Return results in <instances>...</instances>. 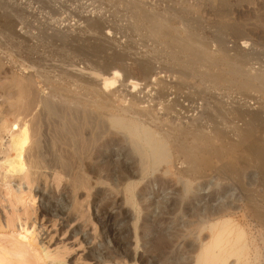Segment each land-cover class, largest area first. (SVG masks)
<instances>
[{"label":"rangeland","instance_id":"374dc122","mask_svg":"<svg viewBox=\"0 0 264 264\" xmlns=\"http://www.w3.org/2000/svg\"><path fill=\"white\" fill-rule=\"evenodd\" d=\"M0 7V62L2 65L0 124L7 121L13 122V113L10 112L9 104L16 102L17 98V89L7 87V85L10 86L6 81L8 75L33 74L38 94L43 98L47 95L46 93L53 90L54 85H57L55 82L60 80H63L60 81L63 85L61 89L65 88L66 91L70 89L73 96L82 97L78 87L93 78L92 72L104 74L106 69L109 70V67L116 65L122 74V80L127 75L124 82L121 80L122 83H119L122 86L117 85L118 90H121L118 95L123 97L127 93L128 87L125 86L129 85V80L141 83L142 90H139L143 92L141 98L149 93L148 90L152 84V87H157L154 86L156 82L150 79L157 78L158 81H163L162 83L170 86L176 84L178 93H173L168 99L172 103L177 99L180 105L178 109L176 108L177 115L173 113L172 116L177 123H179L177 120L181 119L184 126H189L198 120L199 123L201 122L198 125H201V129L204 130L202 131L206 134L205 138L207 137L203 139L205 141L203 144L204 141L200 140V129L194 132L195 134H191L193 137L184 135V137L178 136L177 139H184L183 141L189 146L195 143L200 147L208 143L209 146L214 144L217 148L223 146L221 150L216 151L213 145L217 154L214 155V150L211 151L209 155L211 157H208L212 158V161L209 166L201 169L197 177L185 174L189 167L188 162L184 156L179 157L175 153L168 174L156 172L142 182L139 187L142 191L137 199L141 209L139 222L141 241L138 255L144 254L145 263L143 264H192V257L196 251L193 246L197 245L193 244L196 242L197 225L203 223L205 210L220 209L236 214V221L238 220V223L241 221L239 224L248 231L252 239L261 245L260 251L264 256V159L257 154L260 152L259 149L264 151L262 150L264 149V83H260V81L264 82V0H0ZM2 7L9 8L3 10ZM153 19L161 21L164 31L171 32L172 45L167 43L168 38L166 40L153 33L150 23ZM97 24L104 28L100 27L101 30H99ZM177 41L188 47L190 45V49L201 50L206 59L201 61L202 66L205 64L204 68L197 65L201 64L200 61L195 63L200 69L191 62L193 65L188 68V71L193 73H187L185 70L187 67L182 68L186 71L182 73L183 70L178 67L183 65L179 64H183L184 60L190 63L193 58L185 59L191 55L187 52L182 53L183 51L177 46L180 43L177 44ZM171 47H175L174 53ZM175 53L176 56L181 57V53L187 56L182 57L184 60L179 62L182 58L175 57ZM169 55L173 56L174 60ZM176 59L179 61L177 62ZM214 60L230 62L232 69L237 71L239 69L241 74L239 77H234L235 79L230 77V81L228 79L214 80L213 74L219 73L222 67L225 69L220 65L213 67L211 64L215 62ZM22 64L29 69H25V65L24 68ZM209 64L216 72L207 67ZM32 65L35 70L39 69L40 72L46 73L47 78L45 79V76V80L36 78L37 72ZM148 66L151 68L150 73ZM191 68L197 69L195 73L194 70L191 71ZM25 70H29V73ZM207 70H209L208 73ZM210 71L213 74L210 73L212 76L209 78ZM198 72H206L203 74H206L205 78ZM184 74L185 76L189 74L187 77H190L187 79ZM47 80L50 81L49 84ZM42 81H45L47 86L53 84V87L50 86L49 89V86L47 87ZM71 82L79 86H71ZM147 83L151 85L149 89L146 88ZM179 87L184 89L180 90ZM8 95L11 98H4ZM148 104L151 105V103ZM40 109L38 108L34 114L41 112ZM156 110L160 116L165 115L160 110V106H156ZM256 113L260 117L254 123L251 120ZM43 118L42 153L48 161L56 158L62 162L65 159L66 162L63 160L60 164L66 168L65 171L68 170L65 174L69 173V176L65 175L66 178L62 179L59 186L57 182L55 183L52 172L42 169L32 186L31 193L36 197V201L26 208L16 203L14 197L15 191L20 188L18 179H10L12 187L10 190L0 186V264H125L126 256L122 254V251L135 254L134 217L126 221L122 217L118 218L113 225L114 228L118 231L128 228L129 232L113 237L114 239L107 235L101 218L104 210L112 214L120 212L124 215L126 212L131 214L133 212L125 200L121 180L123 173H139V166L135 162L136 156L131 151L129 143L115 131L107 130L106 133L101 134V129L95 128L91 131L90 127L83 131L81 135L83 137L80 139V135L76 138L68 135L67 143H62L65 140L59 142L57 139L53 121L48 117L43 116ZM249 126H252L251 130L255 133L253 131L245 138L242 133ZM98 130L100 133H97ZM2 131L0 129V139L6 137ZM219 131L223 132L222 138L217 136ZM95 132L99 136L101 134L100 140L99 136H97L98 139L95 138ZM251 134L255 135L251 137ZM112 138L113 140H110ZM196 139L200 142L195 141ZM47 141L49 144L46 143ZM56 141L60 146H54ZM67 144L70 146L68 147ZM75 144L80 147V150ZM67 148L70 152L66 150ZM81 148H85L86 151L83 153ZM198 150L201 149L195 150L194 155L199 158ZM65 154L71 160H68ZM77 154L81 156L80 159ZM218 156L222 158L218 159ZM72 161L76 163L73 164ZM70 167L74 170L73 172L70 171ZM101 171H104L105 175ZM103 181L106 184H103ZM72 182L77 187H74ZM98 182H102L103 187L98 186ZM22 185L27 191L26 183L22 182ZM187 186L190 187V192L185 193ZM189 204H191L190 212H185L184 208ZM29 227H33L30 228L31 231H28L30 234L23 230ZM160 234L165 236L167 245L159 246ZM118 240L124 244L119 252L114 248ZM153 240H156V244ZM177 254H179L178 258ZM127 262H130V259H127Z\"/></svg>","mask_w":264,"mask_h":264},{"label":"bare ground","instance_id":"6f19581e","mask_svg":"<svg viewBox=\"0 0 264 264\" xmlns=\"http://www.w3.org/2000/svg\"><path fill=\"white\" fill-rule=\"evenodd\" d=\"M5 6L6 5H4V7ZM6 8H9V7H6ZM5 9L3 8V10H5ZM9 10H11V9H9ZM13 11H15V10H13ZM15 13H16V11H15ZM2 15H1V17H2ZM146 17H144V18H146ZM147 19H148V17H147ZM150 23H151V29H152L154 34L161 36L163 38H166V40L168 38L169 42H167V41L166 42L169 44L172 43V42H170V41H172L170 39V37L173 38L170 35L171 32L169 30H168L169 32H167L166 30L164 31V29H162L161 26H163V24L161 25V21H159L157 19H153L150 21ZM5 24H7V23H5ZM97 25H95V26H97ZM89 27H90V25H89ZM100 27L104 28V26H100ZM100 27L98 25L97 28H100ZM99 30H101V28ZM160 38H158V39H160ZM173 42H176V40L175 41L173 40ZM178 43H180V44H178ZM173 44L176 45V43H173ZM177 44H178L177 46H179L178 48L183 51L182 53L187 52V54L189 53L191 55V56L186 55L187 56L186 57V56H183L181 53V57H180V55L179 56L177 55L178 57H180V59L182 57H186L185 59H187L189 57L193 58L192 59L193 61H190V63L188 60H186L188 62V64H186L187 62H185V60L183 58L180 61L178 59H176V61L178 60L179 62L184 60L183 64H179V65H183V66L182 67L180 66L178 68L182 69L183 67L184 68L187 67V69H185V70H187V73L188 72L193 73V72L188 71V68H190V66L192 67V65H193V64H191V62L194 63V66L197 67V69L199 68V66L200 67L202 66L201 61H205L206 59H204L203 56L205 54L203 55L202 54L203 52H201V50L197 51L194 48L190 49L191 48L190 45H189V47H190L189 48L187 45L182 44V42L177 41ZM171 48H172L171 50H173L175 47H171ZM99 50H101V49H99ZM176 50H177V47H176ZM172 52L174 53V50ZM176 53L179 54V52H176ZM176 53L174 55L175 57H177ZM169 56H171V55H169ZM155 57H156V55H155ZM172 57L173 56H171V58ZM199 61L201 64H197L199 66H196L195 63L199 62ZM112 62H114V61H112ZM229 63H228V61L227 62L224 61V63H223V60H218V61L213 62L211 64L213 67H218L219 65L225 67V69L222 67V70L220 68H218V69H220V72L218 71L219 73H217L216 75H215V73L213 74V72H216V71H214V69L212 70L213 67L210 66V64H209V66H207V67L208 68L210 67V69L213 71L212 73H211V71L209 72V74H208L209 78H210V76H212V75H210V73L213 74L212 77H214V80H217V81H223L225 79L229 80L230 77L231 78L232 77L236 78L237 76L239 77V75L241 74L239 69H238L239 72L236 69H235L236 71L233 70ZM25 64H22L21 66L24 67ZM26 65L28 66L29 64H26ZM26 65H25V67H26ZM204 65L202 66L203 68H204ZM206 65H208V63ZM114 66L115 67H111V68L109 67V70L106 69L107 71L105 70L104 74L92 72L91 75L93 76V78L89 82L87 80L86 83H84V84L80 85V87H78L81 90L80 92L82 93V97L83 98L85 97L86 99L85 98L81 99L82 97L73 96L71 93V90L69 89V87H67V85H65V87H67L69 89L68 91H66L65 88L61 89V86H63L60 83L61 80L59 82H55L57 85L56 86L54 85V87L52 86L53 84L50 85L53 87V90L46 93L47 95L43 98L38 94V91L36 89L37 83L35 82V77L33 74L30 75L29 70H25V72L27 71L29 73L27 75L16 76L15 74L14 75L12 74L10 76L7 74L8 77H6V81H8V83L10 85V86L7 85V87L17 89V93H16L17 98H16V102L9 104L10 108H11L10 112L13 113V119H12L13 122L10 123L11 121L10 122L7 121V122H3L2 124H0V129L4 131L5 136H6L5 138L2 137L0 139L1 140V142H0L1 143V145H0V186L1 187L4 186L7 190H10L12 188L10 185V179H13V178L18 179V181L20 183V188L15 191L14 197H15L16 203H19L21 205V207L26 208L30 203H32L33 201L34 202L36 201L35 200L36 197L33 196L31 193L33 190L32 186H33V182H35L38 179V177H39L38 174L40 173V171L42 169L50 170L52 172V176L54 178L55 183L57 182L59 186L61 185L60 183H61L62 179L66 178L65 173L68 170L65 171L66 168H64L62 166V164H60L65 159H63L61 162V160H57L56 158H53V159L50 158L52 160L48 161L46 159V156H44V154L42 153V122H44V121H42L43 116L48 117L49 120L53 121L55 132H57V135H56L57 139L59 140V142L65 140V142L63 141L62 143H67V140H68L67 136L68 135H71L74 138H76L77 136L80 135L79 136V139H80V137H83L81 135L83 134V131L87 127L88 128L90 127L91 131H93L95 128H96V130L99 128L102 130L101 134L106 133L107 130L109 132L115 131L116 134L121 135L124 138V140H126L129 143L131 151L136 156L135 162L139 166V169H138L139 173L134 174V172L132 171L133 172L132 174L123 173L122 174L123 176H121L122 177L121 178L122 187L124 189V193H125V197H126L125 200L127 202V205H129L132 208V211H133L132 214H131V212H126L125 215H124V213L121 214L120 212H118L116 214H112V213H109L108 211L104 210V212L102 211L103 215L101 218V223H102L103 228L105 229L107 235H109L110 238L111 237L113 238V237L119 236L120 234L123 235V233L126 234L127 232H129L128 228L123 229L122 231H118L117 229L114 228L113 225L117 222L118 218L120 219L122 217L123 220L126 221L127 219L134 217V224H133L134 231L133 232H134V236H135L134 237V239H135V251H134L135 254L133 255V254H131V252H123V251H122V254H124V256H126V257H124L126 260V262H124L125 264H129V263L130 264L131 263L132 264H143V262L145 261L144 254L138 255V251L140 249V241H141L140 233H139V222L141 219V209L139 207V202L137 199L139 193L142 191L139 188L140 185L142 184V182L156 172H161L164 175L168 174L169 170H170V166L173 164L175 153H176V156H179V157L184 156L186 161L188 162L187 165H189V167L186 170L185 174L186 175L188 174L191 177H194V176L197 177V175L200 174L201 169L203 170V168L209 166L210 161H212V158H210L211 160L209 159V157H211V156H209V155H211L210 154L211 151L214 150V152H215V149H216V151L219 149L221 150V147L223 148V146H220L218 144L220 147L218 146L219 148H217V146L214 144H210V146H209V143L206 146L203 145V147L202 146L200 147L196 143H195V145L190 144V146H189L188 143L186 144L183 141L184 139L183 140H178L179 138L177 139L178 136L184 137V135L189 136L191 134H195L196 131H199L202 127H201V125H198L201 123V122L199 123L198 120H195L196 122L195 123L193 122L189 126L188 125L184 126L183 123L181 122V119L177 120V121H179V123H177L176 119L172 116L173 113L177 115L176 108L180 105V103L177 101V99H176V101H173V103H172V101L170 102V99H168L169 97H171V95H173V93L174 94L178 93L179 90H178V88H176V87H178V86H176V84H174V86H172V84H171V86H170L169 84L162 83L163 81H160V80L158 81L157 78L150 79V81L153 80L152 82H156V83H154V86H157V87L154 88V87H152L153 84L151 86L150 84L147 83L146 88L149 89L150 86H151V88L149 90L147 89L149 91V93H147V95H144V96L142 95L143 97L141 98L140 97L141 93H143V92H139V90L140 91L142 90L141 86H140L141 83H139L135 80H129V85L125 86V87H128L127 88L128 91L125 94V90H124L125 95H123V97H121L120 95H118L119 91L121 92V90H118L117 85L120 82L122 83V81L124 82L127 75L124 77L125 79L123 78L124 80H122V74H121L120 70L117 69L116 65H114ZM194 66H193V68H195ZM207 67H205V68L208 69ZM1 69H2V65L0 62V70ZM25 69H29V68L26 67ZM33 69H34V66H33ZM33 69H32V71H33ZM181 69H180V71H181ZM197 69H192L191 71L194 70V73H195V70H197ZM149 70H151V68H149V66H148V71ZM152 70H154V69H152ZM175 70H177V69L175 68ZM209 70H207V73ZM34 71L37 72L36 78L42 79V80L44 79V76H45V79L47 78L46 73L44 74L43 72H40L39 69H37V70L34 69ZM145 71H147V70H145ZM177 71L179 72V70H177ZM202 71H203V69H202ZM183 72L186 73V71H184V70L182 71V73ZM149 73H150V71H149ZM201 73L198 72V74H201ZM204 73H206V72H204ZM204 73H202V76H204V78H205L206 74L203 75ZM180 75L182 76L183 74H180ZM94 76L97 78H95ZM187 76H185V74H184V77H186L188 79L190 76L189 77H187ZM89 77H90V75H89ZM68 78H70V77H68ZM85 78H87V77H85ZM147 78L149 79V76H147ZM42 82H45V81H42ZM47 82L49 84L50 81L47 80ZM72 82L76 83V81H72ZM260 83H264V82L260 81ZM179 84H180V86L182 85L181 83H179ZM70 85L72 86L73 83ZM76 85L74 84L73 86L75 87ZM119 85L122 86L121 84H119ZM46 86H47V83H46ZM50 86H49V89H50ZM77 86H79V85H77ZM52 87H51V89H52ZM10 88H5V89L8 90ZM129 89H131L132 91ZM174 89H175V91L173 92ZM179 89H180V87H179ZM181 89H184V88L181 87ZM15 92H16V90H15ZM10 93L13 94V92H10ZM10 93H8V94L10 95ZM76 93H77V91H76ZM78 94H80V93H78ZM138 94H139V96H138ZM9 95L7 97L5 96L4 98H11ZM79 96H81V95H79ZM0 98H1V96H0ZM146 98H148V99H146ZM9 100H11V99H9ZM147 102L151 103V105H149ZM145 103H147L148 105L147 104L145 105ZM141 105H143V106H141ZM156 106H160V110L163 111L165 114L164 116L163 115L160 116L159 113H157ZM180 107L182 109L183 106L181 105ZM38 108H41L40 109L41 112L34 114V112H36V110ZM216 112H217V110H216ZM178 113L181 114V112L179 110H178ZM209 117H211V116H209ZM258 117H260V116H259V114L257 115V113H256V115H254L252 117L251 121L254 122ZM208 119H211V118H208ZM222 121H223V119H222ZM211 123L213 124V122H211ZM254 123H252V124L254 125ZM245 129H247V130H245L242 133L245 136V138L247 136H249L250 133H252L254 131V130H251L252 126H249L248 128H245ZM52 130H53V128L51 129V132H53ZM202 130L203 129H201L199 131V132H201L200 133L201 139L200 138L199 139L204 141L207 137L205 138L206 134H204V132H203L204 130L203 131ZM97 133H100V131ZM254 133H255V131H254ZM101 134H100V136H101ZM90 135H91V133H90ZM94 135H96L95 138H97V136H99V134L97 135L96 132ZM254 135H252L251 137H253ZM100 136L98 137L99 140H100ZM198 136H200V135H198ZM198 136L196 138H198ZM217 136L218 137L223 136V132H221V131L217 132ZM90 138H91V136H90ZM185 138H186V136H185ZM199 139H196L195 141L198 140V142H200ZM110 140H113V138ZM50 141H51V139H50ZM78 141H77V143H78ZM88 141L90 142L89 139H88ZM187 142H188V140H187ZM46 143L49 144L48 141ZM92 143H93V140H92ZM116 143H118V142L116 141ZM211 143H212V141H211ZM68 144H69V142H68ZM68 144H67V146H68ZM78 144H80V143H78ZM203 144H205V141ZM56 145H57V141H56V143H54V146H56ZM70 145H72V144L70 143ZM213 145L216 148L213 147ZM253 145H255V144H253ZM57 146H60V145H57ZM82 146H84V144ZM103 146H102V148H103ZM234 146H235V144H234ZM86 147L88 149V146H86ZM237 147H238V145H237ZM57 148H59V147H57ZM62 148L64 149V147H62ZM77 148H79V150H80L79 146H77ZM85 148L84 149L81 148L83 150V153H84V151H86ZM45 149H47V147ZM74 149L76 150V148H74ZM197 149H201L200 150L201 152L198 150L200 153L199 158L194 155V151ZM233 149H234V147L232 148V150ZM66 150L68 151L69 149L67 148ZM259 150H260V152L259 153L257 152V154H259V156L262 159H264V151H261V149H259ZM262 150H264V149H262ZM58 152H60V151H58ZM68 152H70V151H68ZM46 153L48 154V152H46ZM89 153H90V151H89ZM177 153H179V155H177ZM230 153H231V151H230ZM69 154H71V153H69ZM216 154L217 153L215 152L214 155H216ZM77 155H79V154H77ZM218 155H220V153ZM48 156H49V154H48ZM57 156H59V155H57ZM51 157H52V155H51ZM65 157H66V154H65ZM74 157H75V155H74ZM218 157H217L218 159L222 158L220 156H218ZM66 158H68V156ZM80 158H81V156L79 157V159ZM255 158H257V157L255 156ZM59 159H60V156H59ZM69 159L70 158H68V160ZM75 160H77V159H75ZM85 160H87V159H85ZM219 161H221V160H219ZM65 162H66V160H65ZM75 163L76 162H73V164H75ZM113 163H115V161ZM183 163H185V161H183ZM244 163H246V162H244ZM73 164H72V166H73ZM64 166H65V164H64ZM90 166H92V165H90ZM95 167H97V166H95ZM87 168H89V167H87ZM98 168H99V166H98ZM211 168H213V167H211ZM67 169H68V166H67ZM71 170H72V172L74 171L72 168L70 169V171ZM101 170H102V168H101ZM95 171H96V169H95ZM102 173H104V171ZM114 173L116 175V172H114ZM68 174L66 176H69ZM77 175L78 174H76V176ZM87 175H88V173H87ZM103 175H105V173ZM79 176H81V175H79ZM111 176H113V175H111ZM67 179H69V178H67ZM80 179H81V177H80ZM83 180H85V179H83ZM100 181H102V178ZM22 182L26 183V186L28 187L27 191H25L23 189ZM116 182L117 181L115 180V183ZM75 183H77V182H75ZM78 183H79V181H78ZM101 183L102 182H98L97 185L100 186ZM72 184H73V182H72ZM85 184H86V181H85ZM103 184H106V183L103 181ZM74 185L75 184H73V186ZM82 185H83V183H82ZM236 185H239V184L236 183ZM101 186L103 187V185H101ZM74 187H77V185ZM105 187H106V185H105ZM99 188H101V187H99ZM81 189H83L82 186H81ZM85 189H87V188H85ZM75 190L76 189L74 188V191ZM111 191H112V189H111ZM184 191H185V193L190 192V187L189 186L185 187ZM115 192H116V190H115ZM33 205H35V204H33ZM190 209H191V204L187 205L184 208L185 212H190L189 211ZM34 213L35 212L33 211V214ZM235 215H236L235 213L230 212L226 209H224V210H221V209L220 210H205L203 223L200 222L201 224H198L196 229H195L196 242H194L193 244L196 243L197 245L193 246V248H196V251L194 252V255L192 257V260H193L192 264H263L264 263V261H263L264 256L262 255V253L260 251L262 248V247H260L261 245H259L255 239H252L249 236L248 231H246L245 228H243L242 225L239 224L241 221L239 223L237 222L238 220L236 221L235 217H237V216H235ZM32 216H34V215H32ZM259 220H260V218H259ZM33 224H35V223H32V225ZM33 227H29L26 229L23 228V230H24V232H28L30 230V228H33ZM28 233L30 234V232H28ZM169 236H171V235H169ZM158 237H159V235H158ZM155 238H157V236H155ZM168 238L170 239V237H168ZM155 241H154V243H155ZM154 243L152 245H154ZM167 243L168 242L165 240V236L161 235L160 239H159V246H165V245H167ZM128 244H129V242H128ZM123 246H124V244L118 240L116 242V244L114 245V248L116 251L119 252L123 249ZM178 255L179 254L176 255L177 258H178ZM179 257H181V256H179ZM120 259H121V257H120ZM127 259H130V262H127ZM171 260H173V259H171ZM159 261H161V260H159ZM262 261H263V263H262ZM175 262H177V261L175 260Z\"/></svg>","mask_w":264,"mask_h":264}]
</instances>
